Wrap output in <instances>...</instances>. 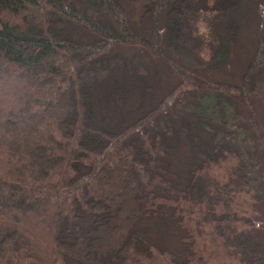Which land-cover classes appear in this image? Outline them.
<instances>
[{
    "label": "trees",
    "instance_id": "16d2710c",
    "mask_svg": "<svg viewBox=\"0 0 264 264\" xmlns=\"http://www.w3.org/2000/svg\"><path fill=\"white\" fill-rule=\"evenodd\" d=\"M242 1L0 0V264H264V21L239 81L193 84L222 134L183 174L186 86L146 66L220 70Z\"/></svg>",
    "mask_w": 264,
    "mask_h": 264
},
{
    "label": "rangeland",
    "instance_id": "374dc122",
    "mask_svg": "<svg viewBox=\"0 0 264 264\" xmlns=\"http://www.w3.org/2000/svg\"><path fill=\"white\" fill-rule=\"evenodd\" d=\"M242 7L245 25L244 28L240 30L241 37L235 42L234 48L230 51L229 59L220 70L213 72L208 71L209 61L200 56L191 55L192 58L186 60L183 55L180 61L193 70L194 75L188 79L178 81L160 59L155 60V63L153 64L146 65L149 72L154 75V78L151 77L150 80L154 92L152 95L158 97L163 91L169 90L179 82H182V85L186 86L184 90L185 92L180 94V96L184 98V101L179 103L178 110L169 109L175 127L184 129L185 133H187L178 140V148L172 158V164L174 163L175 167L180 170L182 174L186 170L185 163L188 160H192L194 155L197 156L198 150L204 151L213 142L220 138L222 134L218 129L219 123L207 119L204 114L200 116L196 115V112H193L197 107H204L206 95V90H199L193 84L195 82L239 81L243 67L257 46L258 27L264 21V0H243ZM201 26V31L206 34L207 30L205 24L201 23ZM153 68H155L154 71ZM159 81L163 83V88H161ZM125 109L132 111V103L128 102L125 105ZM184 109H186V111H183ZM240 112L241 116L240 119L238 118L237 122L239 123L242 120L241 123L245 126V124H248V119L244 109L240 110ZM229 127L230 126L227 128ZM212 173L217 176V173L214 171H212ZM172 236L177 239L176 235L172 234ZM254 236L258 241H261L260 243L264 248V223L257 227ZM172 238L169 237V241Z\"/></svg>",
    "mask_w": 264,
    "mask_h": 264
}]
</instances>
